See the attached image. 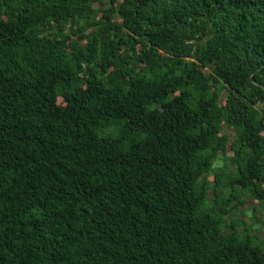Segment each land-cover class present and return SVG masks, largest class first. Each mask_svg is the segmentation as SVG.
Listing matches in <instances>:
<instances>
[{
  "label": "trees",
  "instance_id": "obj_1",
  "mask_svg": "<svg viewBox=\"0 0 264 264\" xmlns=\"http://www.w3.org/2000/svg\"><path fill=\"white\" fill-rule=\"evenodd\" d=\"M244 193L264 0H0V264H264Z\"/></svg>",
  "mask_w": 264,
  "mask_h": 264
},
{
  "label": "rangeland",
  "instance_id": "obj_2",
  "mask_svg": "<svg viewBox=\"0 0 264 264\" xmlns=\"http://www.w3.org/2000/svg\"><path fill=\"white\" fill-rule=\"evenodd\" d=\"M100 11L103 7L97 6ZM227 91L223 92L222 104H224L225 96ZM62 103V101H61ZM229 135H233L234 131H228ZM233 153L228 151L227 154H221L220 160L217 161L216 167L213 173L208 176V182L213 183L215 181L216 171H222L227 174L232 175L234 173L231 167V158ZM213 201V190L210 191V199L208 204ZM226 203V201H224ZM228 215L225 217L228 224L235 223L238 226V231L243 234L244 228L249 229L251 236L255 239L256 244L264 245V206L258 201L254 200L252 196L244 193L239 200L233 201V203L228 207ZM224 232L228 236V228L224 227Z\"/></svg>",
  "mask_w": 264,
  "mask_h": 264
}]
</instances>
